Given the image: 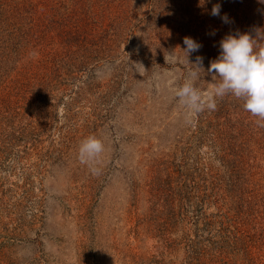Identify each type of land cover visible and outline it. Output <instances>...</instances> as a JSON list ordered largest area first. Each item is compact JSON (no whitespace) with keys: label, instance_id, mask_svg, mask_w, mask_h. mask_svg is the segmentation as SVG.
<instances>
[{"label":"rangeland","instance_id":"1","mask_svg":"<svg viewBox=\"0 0 264 264\" xmlns=\"http://www.w3.org/2000/svg\"><path fill=\"white\" fill-rule=\"evenodd\" d=\"M256 29L262 0H0V264H264V127L175 96Z\"/></svg>","mask_w":264,"mask_h":264},{"label":"clouds","instance_id":"2","mask_svg":"<svg viewBox=\"0 0 264 264\" xmlns=\"http://www.w3.org/2000/svg\"><path fill=\"white\" fill-rule=\"evenodd\" d=\"M264 2V0H262ZM221 6L214 4L211 15L220 16ZM224 23L229 22L227 14L221 17ZM214 35V33H213ZM187 53L198 52L202 47L190 37H184ZM220 54L210 61L207 69L212 75L211 88L203 92L195 86L199 78V70H203V57L197 56L195 68L189 72L183 84L175 89V96L188 112L191 118L205 109L214 111L217 98L231 94L238 100H243V108L253 117L256 123L264 127V30L256 29V36L250 33L227 34L220 41ZM189 62V60H188ZM104 151V144L95 135L83 139L79 146L78 156L81 163L96 160Z\"/></svg>","mask_w":264,"mask_h":264}]
</instances>
